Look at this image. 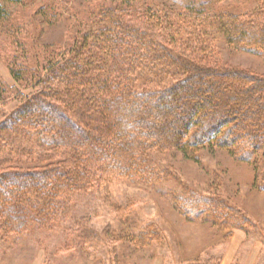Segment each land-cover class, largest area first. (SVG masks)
Here are the masks:
<instances>
[{
    "label": "trees",
    "instance_id": "16d2710c",
    "mask_svg": "<svg viewBox=\"0 0 264 264\" xmlns=\"http://www.w3.org/2000/svg\"><path fill=\"white\" fill-rule=\"evenodd\" d=\"M23 1L0 0V60L28 90L23 96L0 77V102H18L0 121L4 237L49 226L75 194L119 180H177L155 156L176 152L198 162L200 151L215 147L254 164L264 151V76L220 67L211 49L217 34L264 57V0L233 13L217 7L222 0H180L182 11L109 0L90 14L77 45L62 50L27 36L34 7ZM46 8L36 14L47 17ZM194 19L204 31L190 47L184 28ZM176 195L174 207L187 220L227 230L249 222L216 196L186 187ZM78 229L73 243L82 254L104 248L97 233ZM160 238L151 227L130 241L142 247Z\"/></svg>",
    "mask_w": 264,
    "mask_h": 264
},
{
    "label": "rangeland",
    "instance_id": "374dc122",
    "mask_svg": "<svg viewBox=\"0 0 264 264\" xmlns=\"http://www.w3.org/2000/svg\"><path fill=\"white\" fill-rule=\"evenodd\" d=\"M259 2L222 0L216 5L233 13L255 10ZM25 3H33L34 7L29 15L32 21L24 24L27 36L47 49L62 50L77 45L79 37L89 30L90 14L100 5L108 6L110 1L25 0L22 4ZM132 4L141 10L150 7L182 11L183 7L180 0H138ZM43 7H47V17L42 12L36 14ZM198 25L194 19L192 26L184 28L190 47L195 46L192 40L196 35L204 31H198ZM221 39L215 34L211 48L212 59L219 61L220 67L264 76V57L228 46ZM0 77L21 95L28 93L12 80L3 59ZM17 106L15 101L0 102V121ZM263 153L256 154L254 164L239 161L227 150L215 147L200 151L198 162L176 152L164 158L155 156L160 169L170 170L177 180L167 176L164 182L148 186L119 180L86 194H75L67 209L49 226L33 225L6 237L0 234V264H264ZM185 187L225 200L228 207L249 222L227 230L228 227L211 225L210 220H187L174 207L175 195L182 194ZM151 227L161 237L159 241L142 247L130 241ZM78 228L97 233L104 248H88L89 254H82L79 245L73 243L81 235ZM209 259L215 261L207 262Z\"/></svg>",
    "mask_w": 264,
    "mask_h": 264
}]
</instances>
